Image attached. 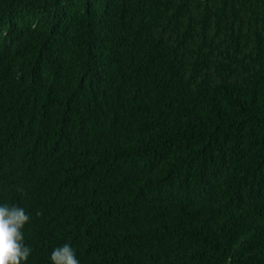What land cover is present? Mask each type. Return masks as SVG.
Wrapping results in <instances>:
<instances>
[{
  "label": "trees",
  "instance_id": "1",
  "mask_svg": "<svg viewBox=\"0 0 264 264\" xmlns=\"http://www.w3.org/2000/svg\"><path fill=\"white\" fill-rule=\"evenodd\" d=\"M0 203L24 264H264V0H0Z\"/></svg>",
  "mask_w": 264,
  "mask_h": 264
},
{
  "label": "clouds",
  "instance_id": "2",
  "mask_svg": "<svg viewBox=\"0 0 264 264\" xmlns=\"http://www.w3.org/2000/svg\"><path fill=\"white\" fill-rule=\"evenodd\" d=\"M30 215L22 206L0 203V264H24L31 254L25 243L24 226ZM52 264H80L74 247L65 242L51 250Z\"/></svg>",
  "mask_w": 264,
  "mask_h": 264
}]
</instances>
